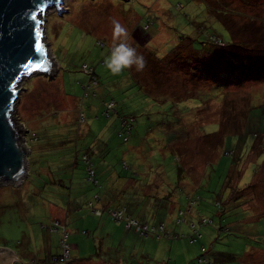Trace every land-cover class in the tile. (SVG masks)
I'll return each instance as SVG.
<instances>
[{
	"label": "rangeland",
	"instance_id": "obj_1",
	"mask_svg": "<svg viewBox=\"0 0 264 264\" xmlns=\"http://www.w3.org/2000/svg\"><path fill=\"white\" fill-rule=\"evenodd\" d=\"M208 1L62 0L59 14L55 8L42 14L45 42L56 62L53 75L32 74L20 82L22 89L13 113L25 129V140L32 131L41 141L48 140L41 148L76 140L82 147L83 140H92L99 144V152L105 148L100 143L106 138L109 151L102 159L97 153L92 157L96 173L101 164L110 176H122L120 157L134 170L133 179L121 183L128 185L123 192L133 195L128 206L136 207V217L142 216L148 226L161 225L163 231L157 232L158 238L154 234L140 236V246L135 247V252L142 254L140 258L136 253L130 257L132 247H125L123 264H188L201 253V245L212 264H264V157L258 170L255 167L259 156H264V111H260L264 74L221 89L189 74L180 58L185 53L192 56L191 47L200 57L207 50L200 47L199 31L204 28L200 24L206 26L205 31L217 33L209 38L219 46L230 35L232 43L264 53V0H223L224 7L219 9L227 15L209 10L216 0ZM114 20L127 29V43L144 57L142 71L133 66L114 75L106 68L104 61L113 47ZM146 20L149 27L142 30ZM82 65L94 70L97 85L93 96L112 99L122 114L133 117V135L127 143L115 138L117 121L101 115L103 107L94 97L88 95L81 103V86L88 79L82 69L90 71ZM78 110L85 115L83 124L74 122ZM46 125L54 129L43 137ZM246 127L261 135L253 140ZM244 134L251 146L238 173L227 155ZM29 148L28 180L20 183V189L15 188L19 185H0L1 248L15 249L23 233L40 239L39 223L57 213L54 206L65 207L64 189L45 186L35 192L36 181H41L34 162L40 144L30 142ZM82 166L78 160L72 173L78 184L73 180L69 191L82 196L78 198L81 209L94 189L83 181ZM116 185H110L112 191ZM236 186L241 189L233 196L241 208L221 213ZM179 212L186 221L176 222L177 217H183ZM201 220L204 223L200 226ZM194 229L201 234L197 241L190 238ZM137 238L138 234H133L130 242ZM220 252L234 258H218Z\"/></svg>",
	"mask_w": 264,
	"mask_h": 264
},
{
	"label": "trees",
	"instance_id": "obj_2",
	"mask_svg": "<svg viewBox=\"0 0 264 264\" xmlns=\"http://www.w3.org/2000/svg\"><path fill=\"white\" fill-rule=\"evenodd\" d=\"M212 0L208 1V3H210ZM215 3L212 4L211 7H209V10H213V12H215L216 14H220V15H227L228 13H224L222 11V9H219L220 6H222V2L223 0H216L214 1ZM224 7V6H222ZM223 10H226L225 8ZM230 11V10H229ZM220 22H224L223 19H217ZM221 22V23H222ZM223 25V24H222ZM199 26H203L204 28H202L201 31H199V33L201 34V38H199V43H200V47L201 48H206L207 50H204V54L203 56H197L195 54V48L191 47V55L189 56L187 55V53H185L184 55H181L180 58L182 61H184L187 65L185 66L186 71L191 74V75H195L196 77H201L202 79H205L209 82V84H211L213 86V83L215 84L214 87H221V89L223 87H225L226 85H228L229 83H236V82H242V79H247V78H251L254 77V75L256 76H260L262 74H264V53L261 49H249V47H243L242 45H237L231 42V36L229 35V33H227L229 35V39H227L226 41H223L219 36L220 42L224 43L223 46H219V44H216L215 42H212L213 40L211 38H209V34L214 33V32H210V31H205L207 28L206 26H204L203 24H200ZM149 27V21L146 20V23L143 25L142 30L148 29ZM223 27L225 28V30L227 31V27L225 25H223ZM217 34V33H214ZM194 52V54H193ZM174 64V62H172ZM191 63V64H188ZM83 66V65H82ZM150 66V65H149ZM86 69L90 68L85 66ZM91 70L89 72H86L84 69H82L85 74H87L88 79L87 82L85 84H83L81 86L82 89V94H81V103H83V99H87L88 95L94 97L93 95L95 93L92 94V92L94 90V88H96L97 85V81H96V76L94 73V70L92 68H90ZM157 71V70H156ZM183 71V69H182ZM154 73V72H152ZM99 95V94H98ZM95 100L97 102L100 103V105L103 107L102 111H101V115L104 116L105 118L108 117H112L113 119H115L117 121V124L114 129H113V135L115 136V138H117L121 143H127L129 141V139L132 137L133 135V124H132V120L133 117L127 114H122L121 111L115 106V102L112 99H106L104 100L102 97L97 99L96 97H94ZM108 104H110L109 108H108ZM249 111V109H247V112ZM260 111H264V105L260 108ZM248 115V114H247ZM249 117H248V123L247 126L249 125ZM178 121V117L176 118V120H174L171 124V126H173L176 122ZM75 123L77 124H83L85 122V115L81 112V110H78V114L77 117H75L74 120ZM212 124V123H210ZM213 125L217 126V129H219L218 124L213 123ZM49 126V125H46ZM45 126V127H46ZM164 125H162L163 127ZM42 128L44 129V135L42 134L41 136H47L48 133L46 131H48L51 127L52 129H54V126L50 125L47 128ZM175 130H177V128H175ZM246 133H251V137L253 138V140L255 139L256 135H261L257 132H255V130L249 129V127H246ZM31 134H29V138L26 141V145L29 148V143L32 142L34 144H40V148H38V157L37 160H35L34 162L37 164V174L38 176L41 178V181L38 183L36 181L35 186L36 189L35 192L40 191L41 189H44L45 186H50V187H58L61 189H64V196H65V207L67 208V206L70 204L69 200V195H70V189L71 186L70 184L73 183V180H75V183L78 184L77 180L73 178L74 175H72V173H74V170H76V163L79 160L82 163V167H83V181L86 182V184H90L91 187L96 188V191L100 190V184L99 181H101L100 176L103 175L105 177H110L109 181H110V185L113 184H117L116 188H113V191H117L120 193H113L112 188H107L106 194H104V196L106 198H110L108 197V194L113 193L114 197L118 198L119 196H121L120 198L122 199V201L126 204L128 203L129 199H133V195L130 194H125L123 192L124 187H127L128 185H123L121 186V183L124 182L126 183L127 180H132L133 178V171L132 169H130L129 167H127V165L125 164V161L120 157L117 161H119L120 164V168L125 172L122 176H119L118 174H113V176H110V174H107L103 168L101 167V164L99 165V172H101L99 174L96 173V170L93 168V162H92V157L94 154H98L100 157V159H102L103 155H105L108 151H109V147L107 145V143L102 142L100 144L104 145L105 149L103 151H98V145L96 146L95 144L92 143V140L89 142H86L85 140H83L82 144L84 143V146L79 147V142L76 140L73 144H66V145H61L58 147H54V146H50V147H42L45 143H48V140L46 141H41V137H39L38 134H36V132L32 131L30 132ZM264 134V133H262ZM171 137H173L174 135L171 133ZM207 135V134H206ZM246 134H244L241 139L240 142H238L239 137L236 141V145L234 147V149H230L229 152H231V154H228L227 156L231 157V166L234 167L235 171L239 173L238 168L240 169V163H241V159L242 157H244L246 151L248 150L249 144H247V142H245L246 139ZM66 137V136H65ZM64 137V138H65ZM25 139H27L25 137ZM171 139V138H169ZM85 141V142H84ZM85 143H88L87 145H85ZM81 144V145H82ZM252 144V143H251ZM37 148V147H36ZM82 149V151L80 152V154L78 155V151H80V149ZM96 148V149H95ZM103 149V148H102ZM108 149V150H107ZM233 151H236L235 154L233 153ZM28 153H31V150H29ZM126 154V152H125ZM225 155H226V151H225ZM260 157V161L258 164L255 165L256 170H258V167L260 166V163L262 162L263 159V154L259 156ZM104 161V160H102ZM101 161V163H102ZM28 172H29V160H28ZM29 175V174H28ZM23 180V183L26 182L28 180V176ZM98 175V176H97ZM112 177V178H111ZM67 184H69V186H67ZM23 185H19L18 187H15L16 189H20ZM13 188V187H12ZM121 188V190H120ZM236 189L240 190L241 187L236 186L235 190H233L227 197L226 202L224 203V205H226V207H222L220 208V212L221 213H225L228 210H231L233 208H241L240 204L237 203L239 202L233 195L234 192L236 191ZM100 192V191H99ZM111 192V193H110ZM100 194L98 192H95L91 195L90 199L86 201L85 206L86 208H88L90 210V212H92V210L97 211L98 214L96 215H100L102 213H105L110 219H112L115 222H121L122 225L124 226V228L126 229H132L134 231V229L132 228V226L130 227H125V223H126V219L130 220L133 219L135 221H137L138 224H143L141 222H139L138 220H136L135 218L129 216V214L124 212V207H115L116 203L118 202V200L115 199H111L112 205L111 207H109L110 205H108V207H105V204L103 201V203L100 201L99 206L100 207H95L94 204H96L97 202H99L100 200ZM111 195V196H113ZM167 196V194H166ZM82 197V196H81ZM102 197V196H101ZM232 197V198H231ZM235 199V200H234ZM109 200V199H106ZM234 202V203H233ZM51 204V203H49ZM53 205V204H52ZM126 205H129L126 204ZM187 208V207H186ZM110 211H121V216L122 218H114L113 216L110 215ZM94 213V212H92ZM221 213L218 214V216H221ZM95 214V213H94ZM182 218L184 222V219L186 221V218H184V213H182ZM127 217V218H124ZM259 219V218H258ZM53 220V218H48L47 217V221L46 222H40L39 223V227L40 229L43 230H48L49 231V226L51 225V221ZM220 221V219H219ZM218 221V224H220ZM180 222V223H181ZM204 223L203 220H201V222L199 223L200 226ZM50 224V225H49ZM219 228H222V225H219ZM50 232H54L58 235V239H59V233L56 231H50ZM135 232V231H134ZM137 233V232H136ZM138 234V233H137ZM28 236L33 237L32 235H30L29 233H23L22 237L20 238V240L17 242V246L18 248H22V244H26L27 245V240H28ZM143 237V236H141ZM191 240L192 241H197L201 238V234L194 229L193 230V234L191 235ZM58 247V245H57ZM201 253L197 256L196 260L191 262V263H195L197 262L198 258L204 259V262H201L200 264H212V260L211 258H209L206 253L207 250L204 249V246L201 245L200 248ZM58 254V250L55 254L50 255L49 257V261L51 264H58V263H54L52 261V257ZM221 259H231L234 258L233 256H231V254L229 253H225V252H220L218 253V258ZM215 258V257H214ZM70 264H73L72 259H70ZM190 264V263H188Z\"/></svg>",
	"mask_w": 264,
	"mask_h": 264
},
{
	"label": "water",
	"instance_id": "obj_3",
	"mask_svg": "<svg viewBox=\"0 0 264 264\" xmlns=\"http://www.w3.org/2000/svg\"><path fill=\"white\" fill-rule=\"evenodd\" d=\"M61 1L0 0V185H20L28 174L29 149L22 137L25 129L13 113L14 105L25 76L51 77L55 71L42 14L49 8L59 14L63 11ZM33 14L37 21H33ZM12 260H16L13 252L0 247V264H11Z\"/></svg>",
	"mask_w": 264,
	"mask_h": 264
},
{
	"label": "crops",
	"instance_id": "obj_4",
	"mask_svg": "<svg viewBox=\"0 0 264 264\" xmlns=\"http://www.w3.org/2000/svg\"><path fill=\"white\" fill-rule=\"evenodd\" d=\"M104 149H101V151ZM100 173L101 172H99V174ZM100 178V192L96 191V188L93 190L91 189L89 196L85 198L82 209L78 202V198H80L81 195L74 194L69 195V200L71 201L67 208L54 206L58 214L52 212L51 215L47 216L49 219H57L65 226L68 232L70 256L73 264H123V262L125 263V247H132L131 249L133 251L130 253V257H134L135 253L138 255V258L142 256L139 250L135 252V247L138 245V241L146 236L140 238V235H138L136 242H130V238L133 234H136V232L132 229L124 228L121 222L113 221L105 213L96 215L86 208V201L89 200L91 195L95 192L100 194V200L94 204L95 207H100V201L106 203L105 207H108V205H110L109 207L113 206L110 198L115 199L116 197H114L113 193H120L116 191L117 187L113 193L110 192L111 194H108L110 198H106L104 196V194H106L105 190L109 188L111 180L109 181L110 177H105L104 175L103 177L101 175ZM120 197L121 196L116 198L118 202L115 207H124V212L129 214V216L147 226L150 225L147 224L145 219L143 220L142 216L140 219L137 218L135 215L137 214L136 207L133 206L131 209ZM86 228L90 230L89 234H87ZM39 231L42 234L40 239L28 236L27 245L23 243L21 249L18 248V246L15 249L10 248L16 258V260L11 261V264H51L49 257L58 250V235L46 229L43 230L39 228ZM153 236L156 237V235Z\"/></svg>",
	"mask_w": 264,
	"mask_h": 264
},
{
	"label": "clouds",
	"instance_id": "obj_5",
	"mask_svg": "<svg viewBox=\"0 0 264 264\" xmlns=\"http://www.w3.org/2000/svg\"><path fill=\"white\" fill-rule=\"evenodd\" d=\"M127 38V29L119 21L114 20L113 47L104 61L106 68L114 75H118L133 66L137 71H142L145 67L144 57L127 43Z\"/></svg>",
	"mask_w": 264,
	"mask_h": 264
},
{
	"label": "built area",
	"instance_id": "obj_6",
	"mask_svg": "<svg viewBox=\"0 0 264 264\" xmlns=\"http://www.w3.org/2000/svg\"><path fill=\"white\" fill-rule=\"evenodd\" d=\"M83 68H86L85 65H83ZM107 106L109 108L110 104H108ZM24 142L26 143L25 138H24ZM92 212H94L95 214H98L97 211L92 210ZM180 214L182 215V213ZM110 215L113 216L114 218H122L121 211H110ZM124 218H127V217H124ZM181 221H183V218L177 217L176 222L180 223ZM130 226H132L134 231L137 232L138 235L140 236H147L148 234H154L156 235V237H158L159 234L157 232L163 231L161 225H157V227H153V226L148 227L145 224H138L137 221L133 219H130V220L126 219L125 227H130ZM48 228H49V231H56L59 233L58 254L52 257V261L58 264H70V259H71L70 244L68 242V232L65 226L57 219H53L51 221V225ZM201 262H204V259L198 258L197 262L190 263V264H200Z\"/></svg>",
	"mask_w": 264,
	"mask_h": 264
},
{
	"label": "snow or ice",
	"instance_id": "obj_7",
	"mask_svg": "<svg viewBox=\"0 0 264 264\" xmlns=\"http://www.w3.org/2000/svg\"><path fill=\"white\" fill-rule=\"evenodd\" d=\"M39 11L42 13L44 11V9L43 8H40ZM32 19H33V21H37V16L35 14H33L32 15ZM37 26H39V22H38V25Z\"/></svg>",
	"mask_w": 264,
	"mask_h": 264
}]
</instances>
